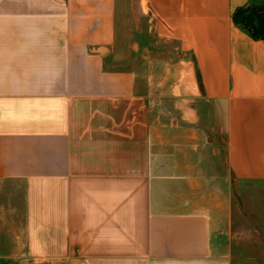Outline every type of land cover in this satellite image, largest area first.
<instances>
[{
    "label": "crops",
    "instance_id": "obj_1",
    "mask_svg": "<svg viewBox=\"0 0 264 264\" xmlns=\"http://www.w3.org/2000/svg\"><path fill=\"white\" fill-rule=\"evenodd\" d=\"M123 1L0 0V261L264 264L252 0Z\"/></svg>",
    "mask_w": 264,
    "mask_h": 264
},
{
    "label": "rangeland",
    "instance_id": "obj_2",
    "mask_svg": "<svg viewBox=\"0 0 264 264\" xmlns=\"http://www.w3.org/2000/svg\"><path fill=\"white\" fill-rule=\"evenodd\" d=\"M118 6L123 10L124 1L118 0ZM123 44H124V34H123L122 23L120 20L118 21V28H117V45L119 48H122ZM163 46H166V44H164ZM134 50H137L136 46ZM239 191H240V195H239L240 207L245 206L246 210L248 209L249 211L258 214V216H256V214L251 213L252 215H255V218L249 220L248 222H245L246 224L245 226L252 229L254 231V234H252V236H249V238L246 237L240 238V243L243 245L242 247H244L246 250L247 248L249 249L250 252L249 253L246 252V255L248 253L251 257L261 258L263 254L260 252V250H262V248L264 249V200L262 197L263 195H261L260 192L254 188L248 189L250 193H246L247 189L245 188H240ZM5 200L6 199H4V201ZM12 201L16 202L19 206H21L22 197L20 196V194H15ZM5 239L7 240V238ZM4 247L7 248L8 246L5 244ZM2 254L4 253L0 251V257H2ZM0 264H7V262L0 261Z\"/></svg>",
    "mask_w": 264,
    "mask_h": 264
},
{
    "label": "trees",
    "instance_id": "obj_3",
    "mask_svg": "<svg viewBox=\"0 0 264 264\" xmlns=\"http://www.w3.org/2000/svg\"><path fill=\"white\" fill-rule=\"evenodd\" d=\"M238 8L233 14L234 23L247 32L254 40L264 42V0Z\"/></svg>",
    "mask_w": 264,
    "mask_h": 264
}]
</instances>
